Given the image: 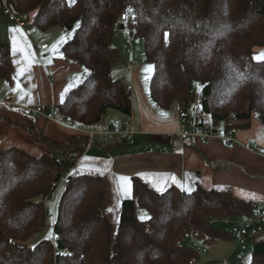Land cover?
Returning <instances> with one entry per match:
<instances>
[{
  "label": "trees",
  "instance_id": "16d2710c",
  "mask_svg": "<svg viewBox=\"0 0 264 264\" xmlns=\"http://www.w3.org/2000/svg\"><path fill=\"white\" fill-rule=\"evenodd\" d=\"M6 12L27 15L41 31L73 30L59 52L84 70V79L56 104L59 116L83 127L100 125L109 109L130 117V94L111 67L119 61L115 31L128 28L143 43L152 65L149 93L163 110L179 114L200 108L197 127L213 132L264 125V0H4ZM128 9H132L128 12ZM117 26V28H116ZM165 33L168 34L165 39ZM81 73V74H82ZM8 43L0 37V80L10 82ZM207 117L209 126L203 121ZM189 118L183 119L188 130ZM49 153L33 156L10 147L0 151V264H195L197 252L183 245L187 235L204 241L232 240L217 219L252 218L259 210L229 190L197 186L156 193L135 176L131 198L120 204L117 233L103 214L105 192L99 176H73L74 154L88 138L58 143L39 139ZM54 146V147H53ZM53 151H59L55 156ZM68 153V157L67 154ZM66 179L52 222V239L27 242L48 227L43 202ZM137 209L148 218L140 221ZM247 264H264V232L246 241Z\"/></svg>",
  "mask_w": 264,
  "mask_h": 264
},
{
  "label": "rangeland",
  "instance_id": "374dc122",
  "mask_svg": "<svg viewBox=\"0 0 264 264\" xmlns=\"http://www.w3.org/2000/svg\"><path fill=\"white\" fill-rule=\"evenodd\" d=\"M66 1L68 5L74 2V0L71 3L70 0ZM5 8L4 0H1L0 37L9 45L13 77L10 82L0 80V151L15 147L30 155L39 156L50 150L46 144L39 140L41 137L44 136L55 142H63L71 130H78L82 134L105 136V140L102 137L100 140L105 144L99 143L91 149L87 147L82 150L81 155L71 156L75 159V163L70 174L102 177L105 192L103 214L110 223L112 235L115 237L119 223L120 204L124 199L131 198L130 178L138 167L147 166L141 158L135 157L130 160H124V158L145 150L129 153V150L138 144L135 142L136 137L133 141L122 139V135L127 133V128L130 126H122V122L126 121L125 117L127 116L124 115V117L119 111L107 110L102 123L93 127L67 123L64 118L58 115L56 104L61 102L65 94L76 87L85 76L82 73L84 72L82 68L65 61L59 52L60 46L71 39L73 30L67 31L54 27L48 31H41L35 25L21 27L8 21ZM128 41H130L129 45ZM112 43L119 52V61L112 65L111 77L119 79L124 87L131 85L140 91L150 104L153 113L162 116L173 113L176 115L177 104H174L169 110H163L150 97L149 81L153 67L144 61L142 41L131 40L128 28L125 27V29L117 28ZM261 57H264V51L253 55V60H264ZM71 68H76L77 71L73 72ZM70 72L72 75L69 77ZM131 94L133 98L134 94ZM15 116H22L23 120H18ZM43 116L47 118V123L41 122ZM10 120L14 123H10ZM203 120L209 124L207 117H203ZM128 123L130 125L129 121ZM65 124L68 126L67 128ZM114 125L116 129L112 134L101 133V130ZM61 127H65V130ZM119 127L121 130L117 132ZM134 136L135 133H133ZM53 154L60 156L59 151H53ZM66 155L68 157V153ZM147 175L145 174V177H148ZM157 178L153 176L150 178L151 181H148V178L141 179L139 177L138 179L160 194L166 188L162 186L163 184L158 186L160 182ZM65 187L66 179H63L57 184L50 197L44 200L43 207L49 214L48 227L40 236L27 242L26 245L33 246L43 238L52 239V222L57 214V207ZM183 188L186 189L185 192H190L187 187ZM136 216L140 221L148 218L147 214L140 209H137ZM226 221L217 219L216 226L219 230L232 233V240L204 241L191 234L185 236L183 245L191 247L197 252L195 264H247L251 248L249 245H240L236 240L235 233V230L245 219L240 217Z\"/></svg>",
  "mask_w": 264,
  "mask_h": 264
},
{
  "label": "crops",
  "instance_id": "0c3cea01",
  "mask_svg": "<svg viewBox=\"0 0 264 264\" xmlns=\"http://www.w3.org/2000/svg\"><path fill=\"white\" fill-rule=\"evenodd\" d=\"M71 69L73 72L77 71L76 68ZM71 75L72 72L69 77ZM128 87H131L128 91L131 115L130 117L123 115L126 121L122 120L125 121L122 122L124 123L122 126H130L127 132L135 133L131 141L136 137L135 142L138 144V146H133L129 153L145 151L125 157L124 160L136 157L141 158L147 164V166L138 167L133 172V176L141 179L148 178V181L155 176L160 182L158 186L163 184L165 188L175 187L179 190L182 188L181 191L186 190L183 187L191 191L197 186L207 190L226 189L235 198L256 205L264 203V125L257 119H252L249 128L237 130L232 136L233 144L231 145H227L224 140L216 137L201 140L193 135L192 127L185 131L178 108L176 115L173 113L162 116L153 113L150 104L141 92L131 85L126 86V90ZM131 93L134 94L133 98ZM44 112L46 113V110ZM15 117L23 120L22 116ZM47 121L45 116L41 117L42 123H47ZM9 122L14 123L11 120ZM206 126L208 127L209 124L206 123ZM65 127L61 128L65 130ZM112 129L110 134L115 132V126ZM221 129L223 128L218 126L215 130ZM120 130L118 128L117 132ZM89 135V133L82 134L78 130H71L63 142L82 136L89 140ZM169 135L174 137L171 145L168 144ZM101 137L100 134H95L91 143L89 140L88 148L91 149L103 143L100 141ZM102 139L105 140V136ZM248 145H253L254 149L249 150ZM145 174H148V177H145Z\"/></svg>",
  "mask_w": 264,
  "mask_h": 264
},
{
  "label": "built area",
  "instance_id": "2783aa9c",
  "mask_svg": "<svg viewBox=\"0 0 264 264\" xmlns=\"http://www.w3.org/2000/svg\"><path fill=\"white\" fill-rule=\"evenodd\" d=\"M6 15H7L9 22L15 23L21 27L26 26L29 22L27 15L25 16L18 15L11 11H8ZM129 43L130 41L127 42V44ZM130 90H131V87H128L127 91H130ZM199 113H200V108L198 104L195 103L189 112L180 114V118L182 121L185 118L186 119L189 118L188 124H190V127L193 128V131H192L193 135L198 136L201 140H206L209 137H216V138L224 140L227 145L233 144L232 136L236 134L237 130L221 129V130H214L213 132H211L210 130L199 128L197 127V123H199V119H198ZM122 125H124V123ZM114 126H109L107 129L101 130V133L112 132L113 130L112 128ZM88 137L91 143L95 137V134H90ZM132 138H133V132L131 131L122 135L123 140L131 141ZM173 138H174L173 135L168 136L169 145L173 143V140H172ZM248 149L253 150L254 146L248 145ZM253 206H256L259 210L253 215L252 218L245 219V221H243V223L235 230L236 240L242 246L246 245V241L248 239L264 232V203H260L259 205L254 204ZM224 221L227 222L226 220ZM216 222L217 221H215V223Z\"/></svg>",
  "mask_w": 264,
  "mask_h": 264
},
{
  "label": "snow or ice",
  "instance_id": "6c2138e0",
  "mask_svg": "<svg viewBox=\"0 0 264 264\" xmlns=\"http://www.w3.org/2000/svg\"><path fill=\"white\" fill-rule=\"evenodd\" d=\"M71 2H73V0H70V3ZM132 11V9H128V12H131ZM167 36H168V34L167 33H165V39H167ZM261 58H264V57H261Z\"/></svg>",
  "mask_w": 264,
  "mask_h": 264
},
{
  "label": "water",
  "instance_id": "95a60500",
  "mask_svg": "<svg viewBox=\"0 0 264 264\" xmlns=\"http://www.w3.org/2000/svg\"><path fill=\"white\" fill-rule=\"evenodd\" d=\"M120 29H123V26H120Z\"/></svg>",
  "mask_w": 264,
  "mask_h": 264
}]
</instances>
